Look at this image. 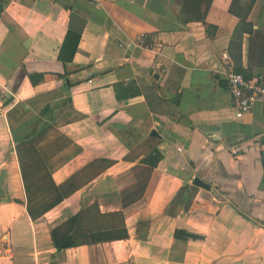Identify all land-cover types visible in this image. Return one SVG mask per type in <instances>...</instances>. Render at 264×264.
<instances>
[{
    "label": "crops",
    "instance_id": "0c3cea01",
    "mask_svg": "<svg viewBox=\"0 0 264 264\" xmlns=\"http://www.w3.org/2000/svg\"><path fill=\"white\" fill-rule=\"evenodd\" d=\"M0 5V264H264V105L233 117L220 59L264 79V50L248 61L238 27L264 35V0ZM66 99L48 158L62 200L30 221L15 139ZM16 104L32 114L9 129ZM183 187H195L188 209L167 215ZM92 205L121 215L126 237L55 252L50 232Z\"/></svg>",
    "mask_w": 264,
    "mask_h": 264
},
{
    "label": "trees",
    "instance_id": "16d2710c",
    "mask_svg": "<svg viewBox=\"0 0 264 264\" xmlns=\"http://www.w3.org/2000/svg\"><path fill=\"white\" fill-rule=\"evenodd\" d=\"M238 27L248 35L247 60L249 61L252 56L260 58V54L264 50V35L259 31H253L249 24L243 22H240ZM233 71L242 75L245 79L251 78L249 75H244L237 70L233 69ZM67 103L69 104V101L66 99L62 103H47L39 107L34 112L38 117V121L33 125L30 134L15 139L13 151L15 153L24 194V209L30 221L39 219L62 200L58 190L50 180V173L55 167H58L59 163L54 164L48 158L61 150L63 139L56 134L55 130L57 120L56 110L68 105ZM31 114L32 112L22 104L13 106L6 114L9 129H14ZM53 136L54 138H52ZM60 142L61 144L59 145ZM29 159H32V161H29ZM159 160L160 156L153 151L144 162L154 166ZM25 161H28V166H33L43 174L42 178L37 179L36 177L37 181L42 180L41 188L36 189V194L30 191L27 183L28 174L24 167ZM262 167L264 169V154L262 155ZM182 193H185L183 198L181 197ZM194 193L195 187H183L180 189L170 202L166 214L169 216L174 215L173 206L175 204L180 205L182 211H186ZM65 226L66 229L64 231L56 228L50 232V239L55 252L66 247L102 243L124 239L126 237L121 215H101L98 213L95 205L80 210ZM72 239H74V242L69 244V241Z\"/></svg>",
    "mask_w": 264,
    "mask_h": 264
},
{
    "label": "built area",
    "instance_id": "2783aa9c",
    "mask_svg": "<svg viewBox=\"0 0 264 264\" xmlns=\"http://www.w3.org/2000/svg\"><path fill=\"white\" fill-rule=\"evenodd\" d=\"M144 36L139 35L136 43L142 45ZM224 65L226 89L230 98V109L235 119H241L250 113L252 107L259 103L264 105V79L261 76L245 79L242 75L235 73L225 53L220 56ZM232 153H234L232 151ZM194 178H192L193 181ZM0 255H9L7 250L0 247Z\"/></svg>",
    "mask_w": 264,
    "mask_h": 264
},
{
    "label": "rangeland",
    "instance_id": "374dc122",
    "mask_svg": "<svg viewBox=\"0 0 264 264\" xmlns=\"http://www.w3.org/2000/svg\"><path fill=\"white\" fill-rule=\"evenodd\" d=\"M64 113L65 114H67V111L65 110L64 111ZM68 117H70V115L68 114V116H66V117H64V118H62V117H60V118H58L57 120H56V122L57 123H59V122H62V121H64V120H66ZM52 138H54V136L52 137ZM61 144V142L59 143V145ZM45 156V155H44ZM64 156L65 155H63V157H61V159L62 158H64ZM61 159H59V160H61ZM29 161H32V159H29ZM28 161H25V163H24V167H25V170L27 171V174H28V179H27V183H28V185H29V187H30V191H32L34 194H36V189H39V188H41V183H42V180H40V181H37L36 180V177H37V179L38 178H42V176H43V174L40 172V171H38L37 169H35L33 166H28ZM27 166V167H26ZM27 174H26V177H27ZM31 192V193H32ZM32 193V195H34ZM39 199V198H38ZM39 200H41V199H39ZM38 200V201H39ZM42 201V200H41ZM41 201H39V202H41ZM43 220H45V218L43 219ZM70 243L69 244H71L72 242H74V239H72L71 241H69Z\"/></svg>",
    "mask_w": 264,
    "mask_h": 264
},
{
    "label": "water",
    "instance_id": "95a60500",
    "mask_svg": "<svg viewBox=\"0 0 264 264\" xmlns=\"http://www.w3.org/2000/svg\"><path fill=\"white\" fill-rule=\"evenodd\" d=\"M0 11H1V5H0ZM192 185L199 187V188H202V189H205V190H208V188H209V186L207 184L202 183L198 179H195V180L193 179Z\"/></svg>",
    "mask_w": 264,
    "mask_h": 264
}]
</instances>
